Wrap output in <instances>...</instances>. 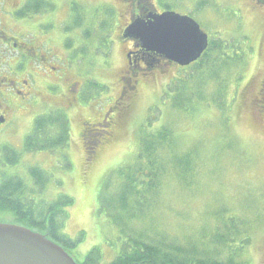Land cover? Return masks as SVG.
Segmentation results:
<instances>
[{
	"label": "rangeland",
	"instance_id": "obj_1",
	"mask_svg": "<svg viewBox=\"0 0 264 264\" xmlns=\"http://www.w3.org/2000/svg\"><path fill=\"white\" fill-rule=\"evenodd\" d=\"M205 4L209 6L207 11L212 12L207 16L204 11L198 14L201 28L210 41H223L226 46L235 42L239 48L237 55L227 61H216L217 80L200 66L198 73L196 68L173 65L154 68L146 74L141 72L137 88L127 95L131 97L127 111L121 118L117 114L122 106L114 113L118 118L114 136L102 143L93 161L85 160L81 121L101 118L121 92L128 93L118 80L127 67L122 46L109 51L107 45L104 55L90 54L80 65L90 92L97 97L89 103L91 113L69 108L44 92L27 109H18L14 129L0 135V150L10 146L21 152L17 162L0 164V180L23 179L28 195L44 201L45 207L60 196L74 198L58 221L62 225L59 234L75 243L70 251L77 262L94 246H101L102 264L115 257L118 250L115 244L120 243L119 229L109 222L107 215L99 213L98 194L103 190L110 195L117 190L120 178L116 171L135 161L142 130L165 124L175 131L179 150L192 159L193 171L181 178L180 170L165 164L168 168L153 204L142 218L130 223L131 230L176 240L188 247L215 250L212 253L216 258L229 259L230 248L207 245L211 236H220L226 230L233 238L232 245L244 242L236 260L243 264H264V0H260V5L254 0L201 3ZM58 23L36 26L48 33L54 30L63 41L66 27ZM92 27L81 25L74 33L87 38ZM31 29L35 30L33 26ZM68 40L72 43L71 38ZM190 73L199 76L201 93L205 96L193 113L174 107L165 96L175 77ZM226 96L228 105L222 106L220 101ZM56 108L65 109L70 118L69 146L54 153L23 151L24 138L33 128L35 117ZM35 167L48 175V182L42 187L30 173ZM147 195L152 197L150 192ZM0 222L17 223L42 233L49 228L46 225L33 228L11 219Z\"/></svg>",
	"mask_w": 264,
	"mask_h": 264
},
{
	"label": "trees",
	"instance_id": "obj_2",
	"mask_svg": "<svg viewBox=\"0 0 264 264\" xmlns=\"http://www.w3.org/2000/svg\"><path fill=\"white\" fill-rule=\"evenodd\" d=\"M233 44L227 45L229 47L227 48L223 41H210L202 56L186 68H196L197 72L200 66L217 80L219 73L215 69L216 61H227L228 57L236 54L232 50ZM199 80V76L196 77L194 73L175 77L168 84L165 96L170 98L174 107H180L186 112L193 113L197 106L205 100V96L201 93L203 86ZM130 87L128 86L126 89L128 91L126 95L123 94L125 90L121 93V96H124V105L121 109L126 106L120 111L122 116L129 107L128 103L131 97L128 98L127 95L137 88V86L133 89ZM220 103L222 106L226 103L228 105L227 96ZM113 118L115 119L113 130L111 126H99L97 130L93 131L91 130L93 122L97 119L81 121V126L85 122L86 129L90 131L84 142L85 160L93 161L95 159L99 147L107 139H110L108 131H113L114 136L118 118L115 116ZM149 122L151 123V121ZM71 138L70 118L65 109L56 108L35 117L33 128L24 138L23 151L30 154L42 151L54 153L69 146ZM177 142L175 131L168 125L161 124L156 129L149 130L144 128L139 139V149L135 161L116 171L120 178L117 190L110 195H105L103 190L98 194L99 213L107 215L109 222L119 229L120 243L115 244V249L118 248V250L115 251L116 255L112 261L107 264H243L236 260L235 256L239 255L244 247V242L232 245L230 239L233 238L226 230L225 234H220V236L214 234L211 236V240L205 243L215 249L230 248L229 259L216 258L212 253L215 250H202L196 245L188 247L176 240L169 241L159 236L145 235L143 231L131 230L130 223L136 218H142L149 210L150 205L153 204L168 165H171L174 170H180L178 171L180 177L184 173L190 175L193 171L192 159L179 150ZM0 152L3 154V157L0 158L2 165L17 162L21 158L20 150L17 151L10 146L4 147ZM165 164L168 165L165 166ZM67 166L69 167V164ZM30 173L32 177H35L38 186L42 187L48 182V175L41 168H31ZM149 192L152 194L150 198L147 195ZM28 194L23 179L6 177L0 180V219L19 221L24 225H31L33 228L46 225L49 227L46 229L49 236L71 253L70 248L75 246V243L59 234L62 225L58 218L66 212L67 207L74 203V198L70 195L60 196L45 207L44 201L32 198ZM226 221L224 224L227 223ZM78 262L79 264H102L101 246L91 248L85 254L84 259Z\"/></svg>",
	"mask_w": 264,
	"mask_h": 264
},
{
	"label": "flooded vegetation",
	"instance_id": "obj_3",
	"mask_svg": "<svg viewBox=\"0 0 264 264\" xmlns=\"http://www.w3.org/2000/svg\"><path fill=\"white\" fill-rule=\"evenodd\" d=\"M203 1L207 0H0V135L14 129L17 110L30 107L40 93L61 100L69 108L92 112L89 103L97 97L90 92L80 65L90 54L104 55L107 45L109 51L116 46L126 50L127 67L118 79L122 89L132 84L130 89L136 88L141 72L178 66L164 55L144 49L126 30L137 20L149 21L168 12L199 22L200 12L206 16L212 12L207 11V4L201 5ZM254 1L260 5V0ZM45 22L65 25L63 41L54 30L48 33L40 29ZM81 25L93 26L91 33L87 31L89 37L74 33ZM232 50L237 54L239 48L233 44ZM119 97L93 122L91 130L99 126H111L113 130L114 113L124 105V96ZM82 126L85 142L90 131L85 122ZM107 133L113 137V131Z\"/></svg>",
	"mask_w": 264,
	"mask_h": 264
},
{
	"label": "water",
	"instance_id": "obj_4",
	"mask_svg": "<svg viewBox=\"0 0 264 264\" xmlns=\"http://www.w3.org/2000/svg\"><path fill=\"white\" fill-rule=\"evenodd\" d=\"M147 51L180 66L197 61L209 45L208 34L194 19L173 12L137 20L126 30ZM0 264H79L57 241L29 227L0 222Z\"/></svg>",
	"mask_w": 264,
	"mask_h": 264
}]
</instances>
